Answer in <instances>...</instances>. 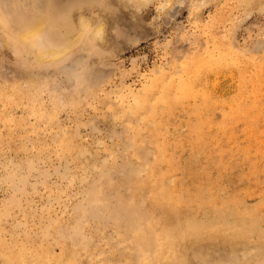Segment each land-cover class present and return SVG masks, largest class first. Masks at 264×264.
Wrapping results in <instances>:
<instances>
[{
  "label": "rangeland",
  "instance_id": "obj_1",
  "mask_svg": "<svg viewBox=\"0 0 264 264\" xmlns=\"http://www.w3.org/2000/svg\"><path fill=\"white\" fill-rule=\"evenodd\" d=\"M72 1L0 0V264H264V0Z\"/></svg>",
  "mask_w": 264,
  "mask_h": 264
},
{
  "label": "bare ground",
  "instance_id": "obj_2",
  "mask_svg": "<svg viewBox=\"0 0 264 264\" xmlns=\"http://www.w3.org/2000/svg\"><path fill=\"white\" fill-rule=\"evenodd\" d=\"M76 1L78 2V0H74L72 2L75 3ZM83 1H85V0H83ZM69 2H71V1H69ZM79 2H82V1H79ZM79 2H78V4H80ZM69 4H71V3H69ZM63 9H64V7H63ZM51 12H50V14H51ZM57 13H59V12L57 11ZM62 14H64V13H62ZM53 15H54V13H53ZM53 15L51 14V17L53 19L51 22L53 24H55V26H57V20H56V18ZM7 18H8L7 15L2 13V11L0 10V24L3 27H5V28H9L10 27V21ZM58 23H60V22H58ZM43 27H44V22L43 21H40V20H37V19H33V20H31L29 22L28 26L24 27L19 32V37H20V39L23 42L29 44L34 49V51H35V53H36V55L38 56L39 59L52 60V59H55L58 55H60V53L64 49L55 48V47L47 44L44 41V39H43L44 38ZM84 28H86V27L84 25H82V31H84ZM100 31H101V29H98L99 33H100Z\"/></svg>",
  "mask_w": 264,
  "mask_h": 264
}]
</instances>
